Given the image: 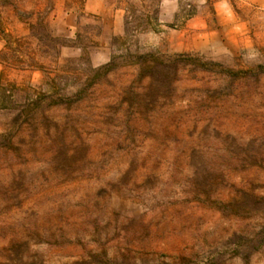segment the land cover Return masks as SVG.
Instances as JSON below:
<instances>
[{"label": "rangeland", "instance_id": "1", "mask_svg": "<svg viewBox=\"0 0 264 264\" xmlns=\"http://www.w3.org/2000/svg\"><path fill=\"white\" fill-rule=\"evenodd\" d=\"M0 264H264V0H0Z\"/></svg>", "mask_w": 264, "mask_h": 264}, {"label": "trees", "instance_id": "2", "mask_svg": "<svg viewBox=\"0 0 264 264\" xmlns=\"http://www.w3.org/2000/svg\"><path fill=\"white\" fill-rule=\"evenodd\" d=\"M1 32H2L3 35L5 34V31H4V30H2ZM115 60H116V59H113V60H112L110 63H108L107 65H105V66H101V67H99V68H97V69H94V70H95L96 72H101V71H103L104 69L111 67V66L115 63Z\"/></svg>", "mask_w": 264, "mask_h": 264}]
</instances>
